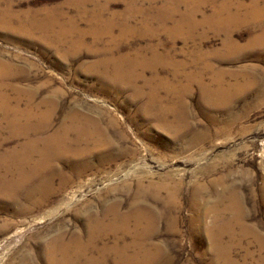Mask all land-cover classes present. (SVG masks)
Returning a JSON list of instances; mask_svg holds the SVG:
<instances>
[{
    "label": "rangeland",
    "instance_id": "374dc122",
    "mask_svg": "<svg viewBox=\"0 0 264 264\" xmlns=\"http://www.w3.org/2000/svg\"><path fill=\"white\" fill-rule=\"evenodd\" d=\"M251 1L0 0V153L24 139L6 122L15 109L20 124L44 114L49 132L84 116L103 140L78 176L75 157L56 162L70 178L55 177L45 202L0 195V264H50L55 235L86 241L112 206L144 217L83 249L88 264H138L112 244L142 234L158 252L142 264H264V49L244 48L258 30L235 24L257 22ZM218 73L238 83L222 100L210 91Z\"/></svg>",
    "mask_w": 264,
    "mask_h": 264
},
{
    "label": "bare ground",
    "instance_id": "6f19581e",
    "mask_svg": "<svg viewBox=\"0 0 264 264\" xmlns=\"http://www.w3.org/2000/svg\"><path fill=\"white\" fill-rule=\"evenodd\" d=\"M249 4H250L249 15L250 14L254 15V17L252 18L253 20L252 19L251 20L253 22L254 20L257 22L235 23V24H246L258 30L257 33L255 34L253 33L252 36L249 37L244 48L264 49V23L260 22L263 20L261 18L262 15H264V8L259 9L260 6L259 8L257 7V5H259L258 0H252L251 3L249 2ZM192 24L194 25V23ZM229 24L230 23H220V22L216 23L217 28H220L221 30L225 29V31L223 32L224 33L223 45L225 48L232 47L235 45V43L232 41L231 33L228 31ZM152 54H154L153 59L157 60L159 55H157L154 51L152 52ZM118 67L116 68L115 72L119 74L118 69L120 70L121 67L120 68ZM207 67L208 66H204V68ZM212 84H213V88L210 91L212 92V94L215 95L216 98L220 100L223 99V96L226 94L227 91L230 92L238 87L237 82L233 84L226 83L224 81L223 76L220 74L217 75L216 77H213ZM200 86L203 92L209 91L203 82L200 83ZM149 98L151 101H158V99L155 97L154 94L149 96ZM18 111H16L15 109V110H11L9 113L5 112V116L7 119L6 122L8 123V127H10V129L12 130L18 127L19 133L17 134L24 139L21 143H19L18 147L11 148L4 151L3 153H0V195L6 197L8 196L9 198H13V199H16L20 196L25 197L27 199H32L34 196L40 195L39 201L43 203L45 202V199L49 197V195L51 194V187H53L52 185L55 177L59 180L62 186H64L70 178V176H65V174L62 172L61 166L56 165V162L62 161L64 158L70 159L75 157L74 159L70 160V172L72 173V175L78 176L82 172V170H84L87 167V161L85 159L86 153L92 148H94L95 144L96 145L102 144L103 140L101 136L98 135L96 128L91 126V123H89V121L87 120L88 118L86 119L84 116L83 117L81 115L79 117L70 116L67 119H64V121L61 123L60 127L56 131L49 132L50 122L44 118L43 116L44 114L42 115L41 113L36 115L26 110L27 112L21 114V116H23L25 119L24 122L20 124L18 122V118L20 116ZM152 114L153 116H158L159 119L161 118L160 122L162 123L163 126L165 125L160 108L159 109L157 108L156 110L152 109ZM11 133L12 136H15V132L14 133L11 132ZM118 155L119 153L117 152L116 156ZM33 183H35L34 184L35 186H32ZM137 185H139V182H137ZM32 206L27 208V210L33 208ZM115 209L116 208H113L112 206L110 211L109 210H108L109 212L107 211V213H109L112 216V220L109 223L107 222L104 223L102 216L99 218L95 217L92 220L91 225L88 226L87 240L84 242L82 241L83 243L81 242V237L77 233L72 232V235L69 236V238L66 237L63 232H59L57 235H55V237H53L48 242V250L45 256L46 262L50 264H76L77 261L79 262L83 260L84 262L83 263L80 262V264H88L90 259H88V257L85 258L84 255L85 251L83 252L84 254L82 253L83 249H88L92 244H94V242H96L97 240H101L102 238H104V236H106L109 233H112L116 239L120 233L124 234L129 232L131 229L129 227L130 225L129 220L131 216H133L135 221L138 223H140L139 219L144 217V213L141 209H136V210L134 209L135 212L132 210V212L128 214H122L119 211H115ZM225 209L226 208H223V210ZM234 212L237 211L234 210ZM214 215H215L214 217L219 216L217 212L214 213ZM146 239H147L146 236L142 234V236L140 235L138 236V240H136V242L133 241L130 244L124 243L123 245L122 244L119 245L118 244L119 242L115 241L112 244V245L115 244V246L112 245L111 246L118 247L120 249L121 261H123V259H127L128 257L125 254L127 253L125 251H127L129 247H133L135 249V255L133 256L137 259L141 258L140 260L148 262V260L154 258L153 256H156V253L158 252H156L154 249H150V247L146 245L148 242ZM212 240L213 239H211V241ZM101 255H103V253ZM143 261H137V262L138 264L145 263Z\"/></svg>",
    "mask_w": 264,
    "mask_h": 264
}]
</instances>
